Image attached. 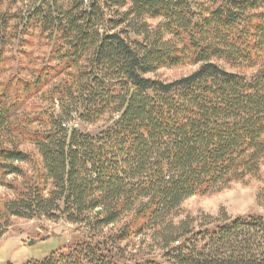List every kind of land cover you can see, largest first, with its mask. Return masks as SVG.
<instances>
[{
	"label": "trees",
	"instance_id": "trees-1",
	"mask_svg": "<svg viewBox=\"0 0 264 264\" xmlns=\"http://www.w3.org/2000/svg\"><path fill=\"white\" fill-rule=\"evenodd\" d=\"M38 1L0 13V68L25 47L0 81V175L15 178L0 230L63 221L75 239L24 264H264L263 216L183 209L262 179L264 0Z\"/></svg>",
	"mask_w": 264,
	"mask_h": 264
},
{
	"label": "rangeland",
	"instance_id": "rangeland-1",
	"mask_svg": "<svg viewBox=\"0 0 264 264\" xmlns=\"http://www.w3.org/2000/svg\"><path fill=\"white\" fill-rule=\"evenodd\" d=\"M3 5L1 12L11 15L27 16L39 5L38 0H0ZM14 35V34H13ZM28 49H33L32 63L38 64L46 49L45 44L35 41ZM25 47L19 45L15 40L8 46L1 61L0 81L13 75L17 68L18 58H23L21 51ZM7 59V60H5ZM197 67L180 66L177 68H164L151 77L161 81L171 82L191 74ZM40 101L35 100L25 109L36 111L40 108ZM25 110H21L19 114ZM72 125V124H71ZM91 133H97L101 124L87 127ZM22 149L36 154L33 147L23 145ZM32 172L31 166L21 165ZM13 177H2L0 175V210L3 203L12 198V193L7 185ZM19 181V179H16ZM264 188V166L262 167V179L248 178L242 182L233 183L229 188L217 194L207 196H194L188 199L183 206L184 213L192 216L201 214L217 217L225 212L231 218L248 215H260L264 217V206L258 203V194ZM72 226L63 221L53 222L47 220H23L12 218L10 227L2 231L0 235V264H24L30 259H43L53 250L64 243L72 242L75 238L70 230ZM33 241L32 246H28Z\"/></svg>",
	"mask_w": 264,
	"mask_h": 264
},
{
	"label": "water",
	"instance_id": "water-1",
	"mask_svg": "<svg viewBox=\"0 0 264 264\" xmlns=\"http://www.w3.org/2000/svg\"><path fill=\"white\" fill-rule=\"evenodd\" d=\"M33 245V241H30L28 246H32Z\"/></svg>",
	"mask_w": 264,
	"mask_h": 264
},
{
	"label": "built area",
	"instance_id": "built-area-1",
	"mask_svg": "<svg viewBox=\"0 0 264 264\" xmlns=\"http://www.w3.org/2000/svg\"><path fill=\"white\" fill-rule=\"evenodd\" d=\"M85 2L87 3V0H85Z\"/></svg>",
	"mask_w": 264,
	"mask_h": 264
}]
</instances>
